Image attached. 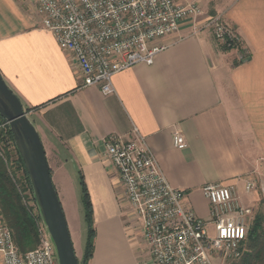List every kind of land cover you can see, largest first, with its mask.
<instances>
[{
    "label": "crops",
    "instance_id": "1",
    "mask_svg": "<svg viewBox=\"0 0 264 264\" xmlns=\"http://www.w3.org/2000/svg\"><path fill=\"white\" fill-rule=\"evenodd\" d=\"M175 1L201 7L199 26L220 17L241 49L223 51L212 32L192 35L185 22L179 34L160 41L169 47L152 65L118 73L115 92L104 95L82 87L76 59L43 28L33 0H0V75L30 109L71 235L79 216L80 245L86 237L80 174L85 180L96 231L88 264H154L106 155L111 135L128 140L138 129L171 186L185 191L186 208L205 221V185L232 186L253 212L264 198V0ZM176 133L185 149L175 147Z\"/></svg>",
    "mask_w": 264,
    "mask_h": 264
},
{
    "label": "built area",
    "instance_id": "2",
    "mask_svg": "<svg viewBox=\"0 0 264 264\" xmlns=\"http://www.w3.org/2000/svg\"><path fill=\"white\" fill-rule=\"evenodd\" d=\"M43 28L59 47L73 54L82 73V87H97L104 95L115 92V75L136 65H152L169 45L164 38L179 34L188 22L192 35L213 31L221 45L241 43L240 37L220 17L199 26L202 9L180 6L175 0H33ZM10 129L0 115V154ZM176 148L187 147L176 133ZM106 155L118 170L127 201L141 223L143 239L154 264H226L239 261L245 252L252 211L243 207L232 186L208 184L203 195L210 219L197 217L185 206V191L174 188L164 175L154 152L138 129L133 137L111 135L104 140ZM9 173L22 201L36 223L39 245L20 254L12 230L0 224L1 264H59L53 240L36 205L27 202L28 187ZM254 188L249 184L247 189ZM28 189V191H27ZM34 198V197H33ZM35 200V199H34ZM36 204V203H35Z\"/></svg>",
    "mask_w": 264,
    "mask_h": 264
},
{
    "label": "water",
    "instance_id": "3",
    "mask_svg": "<svg viewBox=\"0 0 264 264\" xmlns=\"http://www.w3.org/2000/svg\"><path fill=\"white\" fill-rule=\"evenodd\" d=\"M28 113L0 75V115L10 125L40 214L55 245L59 264H79L45 149Z\"/></svg>",
    "mask_w": 264,
    "mask_h": 264
},
{
    "label": "trees",
    "instance_id": "4",
    "mask_svg": "<svg viewBox=\"0 0 264 264\" xmlns=\"http://www.w3.org/2000/svg\"><path fill=\"white\" fill-rule=\"evenodd\" d=\"M220 46L223 51L241 49V43H231L230 46L220 44ZM246 60H248V58L244 56L240 63H243ZM237 64L238 63H235V65ZM26 110L27 112L30 111V109ZM12 145L15 149V159H11V154L8 152L9 146L11 147ZM3 151V155L8 161L9 165H7L3 156L0 154L1 215L4 217L6 224L12 230L13 240L18 251L20 254L25 255L26 253L36 249L39 245V234L36 223L26 209L8 170V168H10L12 172L13 170L15 171V166L22 169L25 181L27 182L31 193L34 196L29 176L15 143L11 129H8L6 137L3 139ZM79 183L83 193V203L86 210V222L88 225L85 256L81 261H79V264H88L94 254L96 231L94 226L93 207L82 174H80ZM260 205L261 207L264 206V200L260 202ZM232 264H264V208H261L255 216L253 225L249 230L246 250L243 257L239 261L233 262Z\"/></svg>",
    "mask_w": 264,
    "mask_h": 264
},
{
    "label": "rangeland",
    "instance_id": "5",
    "mask_svg": "<svg viewBox=\"0 0 264 264\" xmlns=\"http://www.w3.org/2000/svg\"><path fill=\"white\" fill-rule=\"evenodd\" d=\"M208 31H210V32H212V34H213V31L211 30V29H209ZM214 36V35H213ZM217 44H218V46H220V44L217 42ZM220 48H221V46H220ZM237 61V60H236ZM8 152H10V154H11V159L12 158H16V155H15V149H14V146L12 145L11 147L9 146V151ZM15 171L13 170V174L17 177V178H19V180L23 183V187L26 189V187H28V184H27V182L25 181V177H24V174H23V170L22 169H20V168H18L17 166H15ZM79 188H80V191H79V200H78V203H79V205L81 206V209H82V221H83V225L85 224V241H84V244L82 243V245H80V241H79V238H78V236H77V232H78V225H79V216L78 215H74V218H73V220H74V225H75V227L73 228V235H71V238H72V241L74 240V249L75 250H77V251H75V252H77V254H79V257H81L82 259L84 258V256H85V250H86V243H87V237H88V225H87V222H86V210H85V206H84V203H83V193H82V189H81V186H80V183H79ZM27 191H28V189H27ZM59 196V195H58ZM26 197H28V199H27V202L29 203V205H31V207H32V209L35 211L36 210V205H37V203H36V200H34L35 199V197L33 198L31 195H30V193L28 192L27 193V196ZM60 198V197H59ZM70 199V201H71V198H69ZM263 200H264V198H263ZM61 201V200H60ZM36 203V204H35ZM37 207H38V205H37ZM261 208H264V206H262L261 207V205L259 204L258 206H257V208L254 210V212L252 213V215H251V220H250V223H249V226H250V229H251V227H252V225H253V222H254V220H255V216H256V214L260 211V209ZM0 224H2V225H5V226H7V227H9L7 224H6V221L4 220V217L1 215V210H0ZM71 234V233H70ZM84 236V235H83ZM81 249H83V250H81ZM246 249V248H245ZM79 260V259H78ZM226 264H232V263H226Z\"/></svg>",
    "mask_w": 264,
    "mask_h": 264
}]
</instances>
